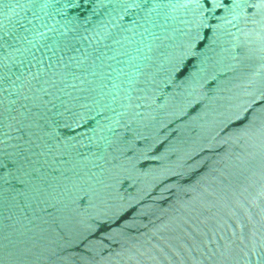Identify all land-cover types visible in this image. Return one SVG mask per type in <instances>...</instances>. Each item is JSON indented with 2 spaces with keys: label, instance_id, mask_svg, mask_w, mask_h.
<instances>
[{
  "label": "water",
  "instance_id": "95a60500",
  "mask_svg": "<svg viewBox=\"0 0 264 264\" xmlns=\"http://www.w3.org/2000/svg\"><path fill=\"white\" fill-rule=\"evenodd\" d=\"M0 264H264V0H0Z\"/></svg>",
  "mask_w": 264,
  "mask_h": 264
}]
</instances>
